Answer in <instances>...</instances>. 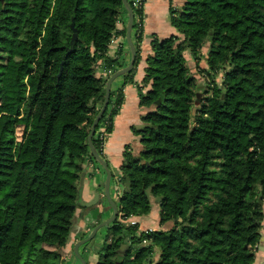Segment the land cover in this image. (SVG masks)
<instances>
[{"label":"trees","instance_id":"16d2710c","mask_svg":"<svg viewBox=\"0 0 264 264\" xmlns=\"http://www.w3.org/2000/svg\"><path fill=\"white\" fill-rule=\"evenodd\" d=\"M125 12L122 0H0V264H64L79 164L95 161L87 138L106 81L96 67H119L107 53L126 33ZM168 14L176 33L151 35L138 147L111 176L118 215L96 264H253L264 220V0H169ZM202 58L200 89L189 63ZM122 102L110 92L95 132L104 121L112 130ZM152 196L167 228L127 223L150 212Z\"/></svg>","mask_w":264,"mask_h":264},{"label":"crops","instance_id":"0c3cea01","mask_svg":"<svg viewBox=\"0 0 264 264\" xmlns=\"http://www.w3.org/2000/svg\"><path fill=\"white\" fill-rule=\"evenodd\" d=\"M132 1L133 0H127L129 5ZM179 2L180 0H173L174 4ZM168 7L169 0H144L142 11V38L138 44L141 57L134 69V83L125 82L124 74H121L116 76L110 84V92L113 98L118 91L123 93V102L119 111L113 117L112 130L107 134L102 148V158L107 162L108 168L114 175L119 172V166L122 162V153L126 149H137L138 147V137L134 135L132 129L133 127L138 128L142 125L140 117L145 112V108L139 105L138 86H142L141 91L143 93L148 89V85L142 83V78L146 66V57L151 53V35L155 33L159 37H164L176 33L175 29L168 22ZM135 18L136 15L133 12L130 38L136 54V44L134 40L136 27L133 28V21ZM119 20L118 27L126 30L129 20V12L127 9L125 13L121 14ZM125 35H116L109 45L107 53L110 58L117 59L119 65L117 70L128 66L132 60L131 48ZM116 71H113L109 77ZM106 72L103 61H99L96 67L97 76L103 78ZM79 166L81 168L80 173L84 172V179L82 186L78 184V188L80 187L81 191L80 194H77L75 202L76 210L73 227L71 228L65 246L62 248V254L64 257V264H96L99 252L98 247L101 248L106 228L101 227L94 238L88 243L79 244V242L89 235L97 224L108 219L112 215L113 210L104 196L106 172L103 166L98 162L91 165L87 159L83 160ZM109 192L112 200L117 205L119 195L118 187H112L110 183ZM154 202L156 207L154 208L152 205L147 215L132 217L138 224L140 230L158 228L156 226L159 224V210L157 200H154ZM151 220H156V224L152 223ZM263 263L264 220L261 228L260 242L256 249L253 264Z\"/></svg>","mask_w":264,"mask_h":264},{"label":"water","instance_id":"95a60500","mask_svg":"<svg viewBox=\"0 0 264 264\" xmlns=\"http://www.w3.org/2000/svg\"><path fill=\"white\" fill-rule=\"evenodd\" d=\"M123 1V4L124 6L126 7V9L128 10L129 12V20H128V24H127V27H126V40L127 42L129 43L130 45V48H131V52H132V60L131 62L129 63L128 66L124 67V68H121L119 70H117L116 72H114L106 81V84H105V97H104V101L101 105V107L99 108L97 114L95 115L94 117V120L92 122V125H91V129H90V132H89V135H88V145H89V150H90V153L92 155V157L94 158V160L96 162H98L99 164H101L103 166V168L105 169V172H106V179H105V184H104V196L106 197V199L108 200V202L110 203L111 207H112V210H113V213L112 215L100 222L99 224H97L93 230L90 232V234L85 237L84 239L80 240L79 244H86L88 243L89 241H91L95 234L97 233V231L101 228V227H106L108 226V224L116 218V216L118 215V208H117V205L114 203V201L112 200L111 198V195H110V192H109V185H110V180H111V176H112V173L110 171V169L108 168V165H107V162L102 158V156H100L97 152V150L95 149V147L93 146V143H92V136L95 132V129L100 121V119L102 118L107 106H108V102H109V98H110V84L112 82V80L118 76V75H121V74H125L127 72H129L132 68H133V64H134V61H135V48L131 42V38H130V30H131V25H132V20H133V11H132V8L131 6L128 4L127 0H122ZM72 28H73V23L71 24ZM73 36H72V42L77 38V33H76V30L75 28H73ZM83 179H84V172H81L80 173V177H79V185L82 186L83 184ZM128 182H126L125 185H127ZM80 187L78 188V194H80ZM78 244V245H79ZM100 250V248L98 247V251Z\"/></svg>","mask_w":264,"mask_h":264},{"label":"rangeland","instance_id":"374dc122","mask_svg":"<svg viewBox=\"0 0 264 264\" xmlns=\"http://www.w3.org/2000/svg\"><path fill=\"white\" fill-rule=\"evenodd\" d=\"M132 8V7H131ZM133 10V9H132ZM169 15V14H168ZM138 15L136 14V23H137V26H138V21H137V17ZM142 16H143V13H142ZM168 22L170 23V21H169V16H168ZM139 28V30H141V32H142V24H141V26L140 27H138ZM136 32H138V29H137V27L135 28V34H136ZM16 56H17V53H15V52H13V54H11L10 55V57L8 58V60H7V63L9 64V65H14L15 64V62H16ZM189 65H190V68H191V72L197 77V83L199 84V86H202V87H199L200 89H202L203 88V86H206L207 85V83L209 82V78L206 76V74H205V72H201V70L203 69V68H205L206 67V62H205V59L204 58H202L201 59V61L199 62V64H198V66H195V64L193 63V61L191 60V62L189 63ZM112 72L110 71H107L106 72V74L104 75V77H103V79H105V80H107L108 79V77H109V75L111 74ZM205 88V87H204ZM201 96V91L199 90L198 92H197V97H200ZM111 107V105H109V106H107V108L106 109H108L109 110V108ZM109 133V132H108ZM151 199H152V205H153V207L155 208L156 206H155V202H154V200H156L155 199V197H151ZM152 205H151V207H152ZM152 221V223H154V224H156V220H151ZM167 224V222L166 223H164V224H162V225H159V224H157V226L156 227H160V228H163V229H165L167 226H168V224ZM72 227H73V224H72ZM71 227V228H72ZM148 229V228H147ZM147 229H145V230H147ZM104 235H105V231H104ZM85 236V235H84ZM85 238V237H84ZM83 238V239H84Z\"/></svg>","mask_w":264,"mask_h":264},{"label":"built area","instance_id":"2783aa9c","mask_svg":"<svg viewBox=\"0 0 264 264\" xmlns=\"http://www.w3.org/2000/svg\"><path fill=\"white\" fill-rule=\"evenodd\" d=\"M143 3H144V0H133L131 5H132V9L133 10H136L137 11V21H138V27L141 26L142 24V19H143V16H142V11H143ZM138 29V33L140 32L139 28ZM110 72V71H109ZM113 108L112 104H111V107L109 108V111H111V109ZM108 124V121H104L101 125V127L98 129V131L95 132L96 134V138L99 140V143H100V149L102 151V148H103V145H104V142L106 140V136L108 134V132L106 131L105 127L106 125ZM91 163V165H93L94 163H96V161H89ZM127 222L129 224H135L136 221L133 220V219H129L127 220Z\"/></svg>","mask_w":264,"mask_h":264},{"label":"flooded vegetation","instance_id":"af4514ba","mask_svg":"<svg viewBox=\"0 0 264 264\" xmlns=\"http://www.w3.org/2000/svg\"><path fill=\"white\" fill-rule=\"evenodd\" d=\"M120 193H121V190L119 191V194H120ZM127 223H128V222H127ZM87 236H88V235H87ZM87 236H86V237H87Z\"/></svg>","mask_w":264,"mask_h":264}]
</instances>
